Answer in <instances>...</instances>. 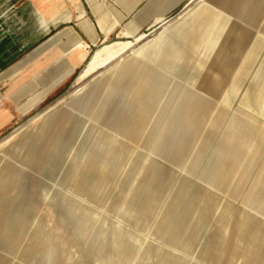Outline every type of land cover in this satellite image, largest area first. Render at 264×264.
Wrapping results in <instances>:
<instances>
[{
  "label": "rangeland",
  "instance_id": "1",
  "mask_svg": "<svg viewBox=\"0 0 264 264\" xmlns=\"http://www.w3.org/2000/svg\"><path fill=\"white\" fill-rule=\"evenodd\" d=\"M200 1L184 0L166 16L163 7L150 31L113 37L122 44L113 60L74 84L83 67L75 69L0 136L34 116L50 124L52 112L72 108L68 143L47 140L65 131L29 128L20 149L0 157L20 175L0 214L8 221L0 226L4 264H264V57L249 52L244 83L206 81L207 89L137 77L140 60L161 53L162 38ZM37 18L48 27L45 14ZM230 53L216 54L224 68ZM118 74L124 84L114 83ZM192 96L207 106L197 128L187 114ZM64 117L52 120L53 130Z\"/></svg>",
  "mask_w": 264,
  "mask_h": 264
},
{
  "label": "crops",
  "instance_id": "2",
  "mask_svg": "<svg viewBox=\"0 0 264 264\" xmlns=\"http://www.w3.org/2000/svg\"><path fill=\"white\" fill-rule=\"evenodd\" d=\"M170 1L0 0V136L15 123L17 114L26 115L40 99L43 101L52 91L61 87L75 69L83 67L74 84L100 68L96 67L79 80L90 64L95 67L101 60L108 58L109 52L116 55L120 49L119 45L122 44L111 41L113 37H118L122 32L136 36L143 30L150 31L161 8H168L166 16L176 5L184 2L173 1L174 4L170 6ZM65 10L68 11V20L67 16L63 15ZM38 11L45 14L48 20L47 28H42L38 21ZM190 13L192 14L184 20ZM187 15L183 18L184 21H179L162 38L160 41L162 43L158 47L161 53L156 57L140 60L139 63L145 70L137 75L138 79L153 84V77L157 74L161 82L170 81L175 84H196L202 76L211 84L229 83L233 79L244 83V74L249 76L251 61L249 52L252 51L250 54L252 56L255 54V61H260L264 57V0H201ZM206 16L209 21L206 18L203 24L200 23L199 21ZM94 49L96 50L93 55H90ZM222 49L231 52L228 65L230 68L228 66L224 68L221 62L224 57L219 58L216 55ZM243 51H247L248 56L240 65L239 60ZM163 59L168 61L167 65ZM50 74L59 77L49 78ZM41 76H46V80L35 83ZM117 82L124 84L119 74L115 76L114 83ZM94 89L95 87L91 88V92ZM192 92L201 93L199 95L201 98H212V95H207L199 89ZM77 102L78 100L72 99L69 103L73 105ZM70 109L72 108L68 107L52 112L47 117L50 124L45 120L43 126L42 119L46 117H40L37 120L40 122V129L34 126L37 122L36 118L33 119L35 116L13 129L0 140L2 153L0 157L3 158L2 156L7 153L11 156L17 149L19 150L28 137L25 132L29 128L38 132L51 129L54 132L65 131L63 135L65 138L60 140L55 134L53 137L49 136L47 140L53 139L57 142L55 147L68 143L71 139L68 131L73 127V112ZM63 115L65 122L63 118L53 130L52 120ZM12 138L14 139L11 141ZM1 158L2 215L5 210L4 204H10L8 201L10 190L19 187L17 179L20 175L13 166L3 164ZM217 158L218 156H215L212 161L214 164L217 163ZM175 160H179L177 155ZM36 162L37 169L39 166L42 169L44 160ZM213 168L211 166V169ZM13 184L14 187H10ZM0 220V226L8 224V221L2 222V218ZM0 264H4L1 253Z\"/></svg>",
  "mask_w": 264,
  "mask_h": 264
},
{
  "label": "bare ground",
  "instance_id": "3",
  "mask_svg": "<svg viewBox=\"0 0 264 264\" xmlns=\"http://www.w3.org/2000/svg\"><path fill=\"white\" fill-rule=\"evenodd\" d=\"M60 10V9H59ZM64 15V14H63ZM69 18H67V20H68ZM165 29V28H164ZM168 28H166L165 30H167ZM164 30V31H165ZM142 39V37H140V38H138L137 40H135V41H137L138 42V40H141ZM108 44V43H107ZM110 44V43H109ZM132 44V43H131ZM133 45V44H132ZM79 46H81V45H79ZM105 46V45H104ZM103 46V47H104ZM128 46H130V44H128ZM81 48H82V46H81ZM181 56V55H180ZM116 57V55L115 54H113V53H111V52H109V54H108V58L107 59H103V60H101V62L100 63H98V65H96L95 67H93L92 66V64H90L86 69H85V75L87 76L88 74H90L96 67H100V68H102V67H105L111 60H113L114 58ZM83 58V57H82ZM183 58V57H182ZM174 61V60H173ZM179 61H181V60H179ZM178 65V64H177ZM176 68V67H175ZM174 68V69H175ZM173 69V68H172ZM111 73V72H110ZM113 73V72H112ZM111 73V74H112ZM200 75H202V74H200ZM201 80H199V78H198V84L200 85V86H203L204 88H206L207 89V87H209V86H206V80H204L203 79V76H202V78H200ZM80 80V79H79ZM208 84V83H207ZM203 88V89H204ZM152 90V89H151ZM203 91V90H202ZM83 91L82 90H79L78 92H77V95H80L81 93H82ZM183 95V94H182ZM199 97V96H198ZM198 97H196V96H192V98L190 99V101L187 103L188 105V107H187V114H189L190 115V113L191 114H193V121H194V126H195V128H197V124H198V122H200V121H203V119H204V116H205V114H206V110H207V106H206V104L202 101V100H200V99H197ZM151 99L153 98L152 97V95H151V97H150ZM201 107H202V109H201ZM196 108V111L197 110H200L201 112L200 113H195L194 112V109ZM153 110V109H152ZM142 117V116H141ZM43 121H42V126L44 125V121H45V118H43L42 119ZM190 120V119H189ZM193 121H192V124H193ZM191 122V121H190ZM192 126V125H191ZM190 126V127H191ZM183 128V127H182ZM73 133V132H72ZM70 134V133H69ZM69 136V135H68ZM65 138V137H64ZM220 154V152L219 153H217V155H219ZM169 155V154H168ZM183 156V155H182ZM45 163H46V160L44 161ZM43 162V164H42V168L44 167V165H45V163ZM152 179V178H151ZM153 180V179H152ZM151 182V181H150Z\"/></svg>",
  "mask_w": 264,
  "mask_h": 264
}]
</instances>
